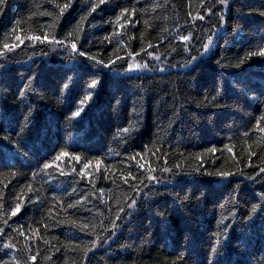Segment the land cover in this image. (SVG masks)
<instances>
[{
    "label": "trees",
    "instance_id": "obj_1",
    "mask_svg": "<svg viewBox=\"0 0 264 264\" xmlns=\"http://www.w3.org/2000/svg\"><path fill=\"white\" fill-rule=\"evenodd\" d=\"M262 50L264 0H0V264H264Z\"/></svg>",
    "mask_w": 264,
    "mask_h": 264
},
{
    "label": "snow or ice",
    "instance_id": "obj_2",
    "mask_svg": "<svg viewBox=\"0 0 264 264\" xmlns=\"http://www.w3.org/2000/svg\"><path fill=\"white\" fill-rule=\"evenodd\" d=\"M104 2V0H101V3H103ZM221 2L222 3H227V0H221ZM32 39H39V37H32ZM44 39L45 40H47L48 38L47 37H44ZM183 39H185V40H187L188 39V37H183ZM5 48H7L8 47V45H5L4 46ZM73 47H75V45H73ZM203 47L205 48V50H207L208 49V44H205V45H203ZM261 55H264V50H262L261 51V53H260ZM81 55H84L83 53H81ZM143 65H139V64H136V65H134V67L135 68H140V67H142ZM0 67H2V66H0ZM131 70V69H130ZM75 115L76 116H79L80 115V112H76L75 113ZM262 130H264V129H262ZM124 131H127V129H125ZM18 135H19V133H18ZM165 170H167V169H165ZM261 172H264V169H261ZM219 175L221 176V177H227L228 175H230L229 173H226V172H222V173H219ZM149 179V181L151 182V181H153V180H156V177H149L148 178ZM158 182V181H157ZM136 204V201L135 200H132L131 201V203L128 205V207L129 208H131L133 205H135ZM21 209H20V206L18 205L17 207H16V209H15V211L13 212V215H15L17 212H19ZM121 211H124L123 209H121ZM118 219H119V217H117ZM112 227H113V229L116 227V224H115V222H113V224H112ZM113 235L115 234L114 232L112 233ZM110 238V237H109ZM32 259L33 260H35L36 259V257H32Z\"/></svg>",
    "mask_w": 264,
    "mask_h": 264
},
{
    "label": "rangeland",
    "instance_id": "obj_3",
    "mask_svg": "<svg viewBox=\"0 0 264 264\" xmlns=\"http://www.w3.org/2000/svg\"><path fill=\"white\" fill-rule=\"evenodd\" d=\"M136 64H138V63H133L132 68H131L132 71H139V70H141V69L143 68V67H140V68H138V69L135 68L134 65H136ZM139 65H140V64H139Z\"/></svg>",
    "mask_w": 264,
    "mask_h": 264
}]
</instances>
